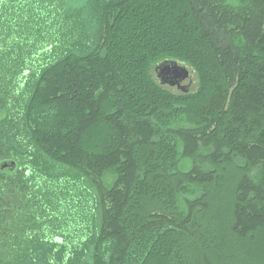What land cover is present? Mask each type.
<instances>
[{"label": "trees", "instance_id": "trees-1", "mask_svg": "<svg viewBox=\"0 0 264 264\" xmlns=\"http://www.w3.org/2000/svg\"><path fill=\"white\" fill-rule=\"evenodd\" d=\"M2 160L0 264H264V0H0Z\"/></svg>", "mask_w": 264, "mask_h": 264}, {"label": "water", "instance_id": "water-1", "mask_svg": "<svg viewBox=\"0 0 264 264\" xmlns=\"http://www.w3.org/2000/svg\"><path fill=\"white\" fill-rule=\"evenodd\" d=\"M156 77L161 84L180 85V82L189 78V71L176 61H164L154 67ZM178 85V86H179ZM188 84L182 86L183 91H187ZM15 164L11 160L0 161V170H12Z\"/></svg>", "mask_w": 264, "mask_h": 264}, {"label": "rangeland", "instance_id": "rangeland-1", "mask_svg": "<svg viewBox=\"0 0 264 264\" xmlns=\"http://www.w3.org/2000/svg\"><path fill=\"white\" fill-rule=\"evenodd\" d=\"M179 65H183L184 67H186V69L189 71V78H186L185 80L181 81V84H188V91H191V90H195L196 86H197V83H196V76H195V73L194 71L188 66V65H185V64H182V63H178ZM153 75L156 79V81H159L158 78L156 77V73L154 72L153 70ZM166 88L170 89V90H173V91H181V89L177 88L175 85H170V84H163ZM183 91V90H182Z\"/></svg>", "mask_w": 264, "mask_h": 264}, {"label": "flooded vegetation", "instance_id": "flooded-vegetation-1", "mask_svg": "<svg viewBox=\"0 0 264 264\" xmlns=\"http://www.w3.org/2000/svg\"><path fill=\"white\" fill-rule=\"evenodd\" d=\"M189 80H190V78H189ZM179 85V84H178ZM178 85H175L177 88H179V89H181L182 90V86H184V84H181V82H180V85L178 86Z\"/></svg>", "mask_w": 264, "mask_h": 264}]
</instances>
